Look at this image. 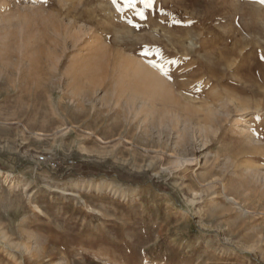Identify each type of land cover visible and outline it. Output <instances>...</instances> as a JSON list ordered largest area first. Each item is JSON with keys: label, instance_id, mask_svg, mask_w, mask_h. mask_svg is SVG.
I'll list each match as a JSON object with an SVG mask.
<instances>
[{"label": "rangeland", "instance_id": "1", "mask_svg": "<svg viewBox=\"0 0 264 264\" xmlns=\"http://www.w3.org/2000/svg\"><path fill=\"white\" fill-rule=\"evenodd\" d=\"M0 264H264V0H0Z\"/></svg>", "mask_w": 264, "mask_h": 264}, {"label": "bare ground", "instance_id": "2", "mask_svg": "<svg viewBox=\"0 0 264 264\" xmlns=\"http://www.w3.org/2000/svg\"><path fill=\"white\" fill-rule=\"evenodd\" d=\"M153 89V88H152ZM154 90V89H153ZM152 92V91H151Z\"/></svg>", "mask_w": 264, "mask_h": 264}]
</instances>
